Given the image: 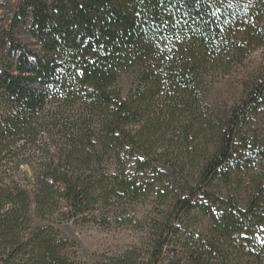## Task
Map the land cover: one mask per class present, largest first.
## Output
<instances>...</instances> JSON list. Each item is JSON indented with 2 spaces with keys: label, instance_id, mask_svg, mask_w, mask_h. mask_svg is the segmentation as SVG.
<instances>
[{
  "label": "trees",
  "instance_id": "1",
  "mask_svg": "<svg viewBox=\"0 0 264 264\" xmlns=\"http://www.w3.org/2000/svg\"><path fill=\"white\" fill-rule=\"evenodd\" d=\"M263 46L264 0H20L0 18V264H79L55 217L135 231L93 264H264V63L207 102Z\"/></svg>",
  "mask_w": 264,
  "mask_h": 264
},
{
  "label": "rangeland",
  "instance_id": "2",
  "mask_svg": "<svg viewBox=\"0 0 264 264\" xmlns=\"http://www.w3.org/2000/svg\"><path fill=\"white\" fill-rule=\"evenodd\" d=\"M4 9L0 12V18L6 20L14 12L20 0H1ZM18 38L27 44L30 48H36L34 41L29 38L26 30L21 28L17 32ZM264 63V46L253 51L240 64L233 66L228 74L219 75L214 85L209 89L207 94V102L214 109L223 110L224 107L232 106L236 100L242 96V90L245 82H249L257 69ZM124 94L127 90L126 82L122 83ZM255 119V130L261 135H264V110ZM255 178L264 182V160L258 161L254 165ZM251 170V169H249ZM240 187H236L240 184ZM235 190V195L241 200L248 198L253 190L254 179L252 176L242 173L240 179L232 184ZM147 206H139L138 210L143 214L146 213ZM33 209H31L32 216ZM44 222L38 221L33 217V225H43ZM52 224L60 235L68 239L73 246L69 248L70 256L79 264H93L99 255L108 254L111 252H119L128 246L135 244L138 238L134 230L130 229H102L101 227L91 223L75 222L73 220L60 221L55 217L52 219Z\"/></svg>",
  "mask_w": 264,
  "mask_h": 264
}]
</instances>
